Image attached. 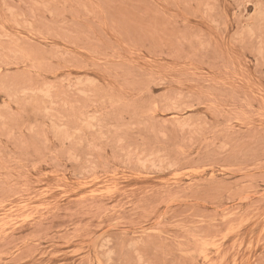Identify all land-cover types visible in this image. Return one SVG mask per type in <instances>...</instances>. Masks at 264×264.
Instances as JSON below:
<instances>
[{
  "label": "rangeland",
  "instance_id": "374dc122",
  "mask_svg": "<svg viewBox=\"0 0 264 264\" xmlns=\"http://www.w3.org/2000/svg\"><path fill=\"white\" fill-rule=\"evenodd\" d=\"M0 264H264V0H0Z\"/></svg>",
  "mask_w": 264,
  "mask_h": 264
}]
</instances>
